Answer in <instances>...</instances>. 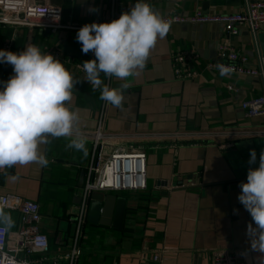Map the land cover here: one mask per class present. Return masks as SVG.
Here are the masks:
<instances>
[{
  "label": "crops",
  "instance_id": "crops-1",
  "mask_svg": "<svg viewBox=\"0 0 264 264\" xmlns=\"http://www.w3.org/2000/svg\"><path fill=\"white\" fill-rule=\"evenodd\" d=\"M111 1L51 0L61 9L62 23L81 27L106 22ZM129 1L114 0V7L120 9ZM145 2L163 16L197 10L228 13L243 6V0ZM90 8L98 11L90 12ZM78 30L0 25V50L11 42L13 52L29 44L45 54L57 51L64 66L81 78L67 104L79 115V130L92 131L100 122L104 132L124 137L115 142L124 139L146 154V189L116 192L126 197L122 227L87 221L83 254L76 264H212L211 255L218 250L249 261L257 251L251 250L246 235L252 218L238 201L240 181L248 167L238 156L237 146L252 141L264 146V116H246L240 103L260 96L262 88L250 76L221 75L205 68L207 61L216 59L218 46L226 42L247 57L246 65H254L255 51L247 29L241 27L237 35L227 37L216 23H171L138 75L126 80L111 78L109 87L124 95L120 108L101 100V89L93 91L83 79V70L76 65L95 57L81 51ZM257 40L264 55V26ZM184 50L197 55L199 74L181 80L173 74L172 59ZM11 75L12 66L0 63V81ZM228 83L236 90H228ZM124 84L127 88H122ZM70 139L54 138L40 146L49 161L46 166L17 164L0 170V195L16 194L39 203L51 253L69 249L76 209L72 199L83 185L92 148L86 140L85 155L67 147ZM4 211L14 221L9 230H14L17 214ZM154 254H160L161 261H154Z\"/></svg>",
  "mask_w": 264,
  "mask_h": 264
},
{
  "label": "clouds",
  "instance_id": "clouds-1",
  "mask_svg": "<svg viewBox=\"0 0 264 264\" xmlns=\"http://www.w3.org/2000/svg\"><path fill=\"white\" fill-rule=\"evenodd\" d=\"M169 30L170 21L145 0H138L118 19L84 24L77 31L76 40L81 51L92 52L95 59L81 64L83 79L93 91L101 89V100L122 107L123 92L104 84L101 74L120 80L138 75L158 39H163ZM0 63L13 69L7 81H0V170L6 171L17 164L46 166L49 161L40 146L54 138H71L67 147L87 155L86 138L78 129L79 115L67 106L81 78L77 79L60 59L42 53L34 44L20 52L0 50ZM218 68L221 75L231 71L224 65ZM122 88H127V84ZM254 163L256 152L252 149L249 164ZM239 187L238 201L252 218L246 230L251 250L264 254V150L259 155V166L248 169L246 182H241ZM0 224L5 231L14 226L11 215L2 207ZM257 259L259 264H264V255Z\"/></svg>",
  "mask_w": 264,
  "mask_h": 264
},
{
  "label": "built area",
  "instance_id": "built-area-1",
  "mask_svg": "<svg viewBox=\"0 0 264 264\" xmlns=\"http://www.w3.org/2000/svg\"><path fill=\"white\" fill-rule=\"evenodd\" d=\"M138 0H130L124 7L116 9L111 1L110 16L106 22L118 19L122 12L129 11ZM171 23L222 25L227 37L237 35L244 27L249 33L254 51V65H246L247 57L229 42L218 46L215 60L205 63V68L220 73L218 65L231 69L228 75L250 76L262 88V94L241 101L240 106L248 117L264 116V55L258 47L257 35L264 26V0H243L240 10L228 13H205L201 10L189 15L171 13L163 16ZM0 25L27 29H80L81 26L64 24L61 21V9L51 0H0ZM9 42L3 50L13 51ZM59 58V52L52 54ZM172 71L177 79L185 80L197 74L198 57L193 50L177 52L173 56ZM82 64V63H81ZM76 66L82 70V65ZM104 84H110L111 78L102 75ZM227 89L235 91L231 83ZM91 142V154L84 175V182L79 190L81 201L76 205L71 217L73 231L69 237L67 252L49 251L48 235L42 230L40 205L37 201L23 198L16 194L0 195V207L17 214L18 224L14 230H3L0 224V264H76L82 252L84 228L87 224L89 195L92 191L120 192L141 191L146 189V154L139 147H133L126 140L104 132L99 122L92 131L79 130ZM262 131H259V133ZM164 136V135H163ZM258 251L249 261L238 260L227 251H214L212 264H259ZM154 261H161L160 254L152 255Z\"/></svg>",
  "mask_w": 264,
  "mask_h": 264
},
{
  "label": "water",
  "instance_id": "water-1",
  "mask_svg": "<svg viewBox=\"0 0 264 264\" xmlns=\"http://www.w3.org/2000/svg\"><path fill=\"white\" fill-rule=\"evenodd\" d=\"M260 141L252 142H240L237 146L239 152L238 156L242 159L249 168H255L259 166V155L264 146ZM255 149L256 163L249 164L250 150ZM247 173V172H246ZM247 174L242 177L241 182H246ZM241 191V189H240ZM89 206L87 212V221L93 224H99L101 226H112L120 229L123 223V217L126 206V197L118 195L116 192H103L92 191L89 195ZM81 201V197L77 194L73 197L72 202L78 205ZM249 217L250 214L246 212Z\"/></svg>",
  "mask_w": 264,
  "mask_h": 264
},
{
  "label": "trees",
  "instance_id": "trees-1",
  "mask_svg": "<svg viewBox=\"0 0 264 264\" xmlns=\"http://www.w3.org/2000/svg\"><path fill=\"white\" fill-rule=\"evenodd\" d=\"M82 244H84V242H82ZM83 248V245L81 246ZM49 249H50V245H49ZM83 254V249H82V252H81V255L79 256V258L82 256Z\"/></svg>",
  "mask_w": 264,
  "mask_h": 264
},
{
  "label": "rangeland",
  "instance_id": "rangeland-1",
  "mask_svg": "<svg viewBox=\"0 0 264 264\" xmlns=\"http://www.w3.org/2000/svg\"><path fill=\"white\" fill-rule=\"evenodd\" d=\"M118 193V192H117ZM61 225H63V223H61Z\"/></svg>",
  "mask_w": 264,
  "mask_h": 264
}]
</instances>
